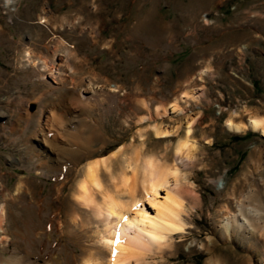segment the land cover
I'll return each instance as SVG.
<instances>
[{"label": "rangeland", "instance_id": "374dc122", "mask_svg": "<svg viewBox=\"0 0 264 264\" xmlns=\"http://www.w3.org/2000/svg\"><path fill=\"white\" fill-rule=\"evenodd\" d=\"M7 1L0 0V263L52 264L61 238L62 264H84L82 248H103L91 212L72 200L87 162L122 148L171 166L192 122L198 150L180 163L190 225L147 261L264 264V134L227 125L264 118V0ZM61 115L93 119L99 132L89 150L100 153L59 168L50 158L57 146L40 130L54 135ZM156 126L173 134L160 139ZM124 155L111 163L116 173ZM77 213L82 224L72 222ZM242 215L250 227L240 225ZM229 216L237 220L232 234ZM61 221L67 227L59 229Z\"/></svg>", "mask_w": 264, "mask_h": 264}, {"label": "bare ground", "instance_id": "6f19581e", "mask_svg": "<svg viewBox=\"0 0 264 264\" xmlns=\"http://www.w3.org/2000/svg\"><path fill=\"white\" fill-rule=\"evenodd\" d=\"M10 1H7L8 4L11 3ZM91 120L84 115H61L58 117L59 124L54 135L47 136L44 129L40 130L45 139L49 138L57 146V157L51 156L50 158L55 159L59 168L66 169L70 165L78 163L83 156L94 157L100 153L89 150V143L99 132L92 125ZM193 125L192 122H189L186 137L178 139L175 154L178 157L176 158L181 161H177L171 166L162 167L163 165L160 166L153 157H147L144 160L140 155V150L130 156L122 148L116 150L113 156L108 158L105 156L87 162L85 173L78 181L77 193L72 200L81 208L91 212L95 220L90 223L96 225V237L103 248H99L98 251L97 249L91 250L93 248L91 246L87 249L82 248V252L87 253L84 264H151L150 261H147L148 254H152L155 250H163L165 246L173 243L175 235L181 236L187 231L190 224L185 220L187 210L184 205L186 200L180 188L182 182L180 179L184 177L181 164L188 159H193L195 151L198 150L197 142L193 139ZM227 125L229 129L236 131L250 127L262 131L264 134V118L252 116L247 123L228 119ZM155 132L160 139L173 134L171 130H164L160 126L155 127ZM123 154H125L124 166L119 173H116L112 169L111 163L115 160L114 157ZM50 158L46 160V163L52 162ZM106 170L111 177L110 186L106 184ZM139 174L143 175L142 197L137 194ZM17 187L20 190L24 185L21 182ZM62 191L61 193H63ZM125 195L128 196V199L121 198ZM59 201L62 200L59 199ZM75 215L72 222L78 221L82 224L83 217L79 213ZM242 216L240 225L250 227L251 222L244 215ZM236 222V218L232 216L224 220L229 234H232ZM64 223L60 222L59 229H62ZM65 226L67 227V225ZM85 227L86 225H81L80 228L84 231ZM69 233L71 234L68 232L67 236ZM75 233H72V236H75ZM66 234L67 231L64 236ZM59 240L55 247L57 246L56 251H59L60 255L58 258H50L53 260L52 264H62L60 256L64 255V247L66 246L65 250H68L67 244H62ZM67 256L74 263L78 261L75 255Z\"/></svg>", "mask_w": 264, "mask_h": 264}]
</instances>
